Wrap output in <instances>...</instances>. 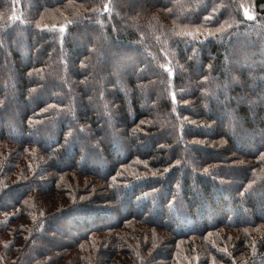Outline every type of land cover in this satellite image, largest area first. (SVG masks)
Returning <instances> with one entry per match:
<instances>
[{
  "label": "trees",
  "instance_id": "1",
  "mask_svg": "<svg viewBox=\"0 0 264 264\" xmlns=\"http://www.w3.org/2000/svg\"><path fill=\"white\" fill-rule=\"evenodd\" d=\"M0 264H264V0H0Z\"/></svg>",
  "mask_w": 264,
  "mask_h": 264
}]
</instances>
